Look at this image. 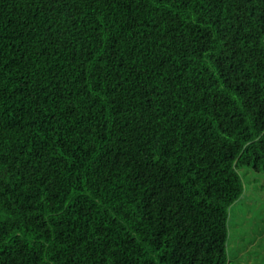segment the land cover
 I'll return each mask as SVG.
<instances>
[{
    "label": "trees",
    "instance_id": "obj_1",
    "mask_svg": "<svg viewBox=\"0 0 264 264\" xmlns=\"http://www.w3.org/2000/svg\"><path fill=\"white\" fill-rule=\"evenodd\" d=\"M264 173V0H0V264H231Z\"/></svg>",
    "mask_w": 264,
    "mask_h": 264
},
{
    "label": "crops",
    "instance_id": "obj_2",
    "mask_svg": "<svg viewBox=\"0 0 264 264\" xmlns=\"http://www.w3.org/2000/svg\"><path fill=\"white\" fill-rule=\"evenodd\" d=\"M254 170L243 197L231 209L228 251L231 264H264V176Z\"/></svg>",
    "mask_w": 264,
    "mask_h": 264
},
{
    "label": "rangeland",
    "instance_id": "obj_3",
    "mask_svg": "<svg viewBox=\"0 0 264 264\" xmlns=\"http://www.w3.org/2000/svg\"><path fill=\"white\" fill-rule=\"evenodd\" d=\"M254 172L253 168H247V167H242L239 169V173L242 176L244 185L248 183L249 181V176ZM262 176H264L263 174H260V176L257 175V177L261 178ZM232 209V207H231ZM229 225H231V223H229Z\"/></svg>",
    "mask_w": 264,
    "mask_h": 264
}]
</instances>
